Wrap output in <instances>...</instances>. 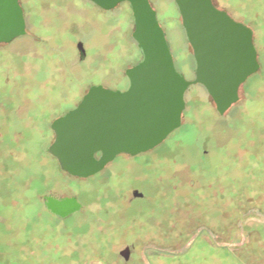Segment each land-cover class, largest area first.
Returning <instances> with one entry per match:
<instances>
[{
  "label": "rangeland",
  "instance_id": "374dc122",
  "mask_svg": "<svg viewBox=\"0 0 264 264\" xmlns=\"http://www.w3.org/2000/svg\"><path fill=\"white\" fill-rule=\"evenodd\" d=\"M20 1L27 34L9 45L13 58L0 64L3 94L32 98L40 78V90L52 87L55 102L70 97L55 104L57 115L93 85L126 89L125 70L141 58L131 37L128 3L104 11L86 0ZM149 1L176 70L192 79L194 58L174 0ZM212 1L251 26L259 70L240 86L238 101L223 115L202 86L188 88L181 125L139 156L177 161H130L121 173L115 170L122 161H114L85 181L70 179L71 191L88 205L86 238L67 256L51 252L55 264H264V0ZM55 178L62 180L57 171ZM129 186L146 197L124 204L120 194ZM165 194V231H154L145 222L159 218ZM131 221L141 226L120 234ZM124 237L136 247L128 263L113 256Z\"/></svg>",
  "mask_w": 264,
  "mask_h": 264
},
{
  "label": "water",
  "instance_id": "95a60500",
  "mask_svg": "<svg viewBox=\"0 0 264 264\" xmlns=\"http://www.w3.org/2000/svg\"><path fill=\"white\" fill-rule=\"evenodd\" d=\"M88 1L103 10L129 4L131 37L141 58L125 70V90L93 85L73 109L52 122L55 138L49 152L73 177L87 178L120 154L135 156L162 143L181 125L190 86H202L217 113L225 114L238 101L240 86L259 70L251 28L215 7L212 0H174L194 58L192 79L176 70L149 0ZM24 33L18 0H0V43ZM48 205L62 210L60 214L80 206L75 198L49 200Z\"/></svg>",
  "mask_w": 264,
  "mask_h": 264
},
{
  "label": "flooded vegetation",
  "instance_id": "af4514ba",
  "mask_svg": "<svg viewBox=\"0 0 264 264\" xmlns=\"http://www.w3.org/2000/svg\"><path fill=\"white\" fill-rule=\"evenodd\" d=\"M18 3L25 21L24 8L20 0ZM214 6L221 9L215 4ZM224 11L234 20L251 28L243 20L236 18L227 10ZM26 34L25 21V33L23 35L14 37L8 42L0 43V64L7 62V58L14 53L13 50H10L9 45ZM76 48L79 59L83 60L85 50L82 41L76 43ZM16 55L15 60L18 63L22 62L21 56ZM35 73L38 74V72ZM39 79H36V87L33 88L35 96L25 100H19L18 96L15 95L3 94L5 87L0 83V264H55V261L51 260L53 259L51 252L56 250L58 251L57 254L67 256L66 254L72 249H81L86 238V233H83L82 227L85 224L84 218H86L88 205L86 202L80 201L76 190L71 191L68 181L73 179L82 182L88 177L77 178L63 171L56 158L49 152V147L55 138V133L51 127L52 122L73 109L88 88L79 95L80 98L72 107L58 111L55 115V104L65 103L70 97H64L55 102L54 89L47 87L45 90H40L37 83L41 81ZM33 136L35 140H32ZM142 154L135 156L120 154L121 156L118 155L113 158L111 162L122 161V167L117 168L115 173H121L129 168L132 165L130 161H177L174 158L139 157ZM103 169L98 173H101ZM56 171L61 176V182L55 178ZM163 176V174L159 175L158 180L162 181ZM120 197L124 198V204L127 205L134 200L144 199L146 195L136 187L129 186L125 192L120 194ZM161 197L165 203L161 204L159 218L148 217L145 222L154 231L158 229L165 231L167 197L166 194L165 196L161 195ZM70 198H75L80 205L77 210L71 213L60 214L62 210L56 206L48 205L49 200L60 202ZM44 219L46 221H43ZM131 222L127 224L126 229L120 231V234L125 236L126 230L134 227L135 224L141 226L139 222ZM76 229L79 232H76ZM124 240L123 247L114 251L113 256L118 262L120 260L128 263L134 254L132 251L136 247L132 239L127 240L124 237ZM84 260L85 256L81 257V261ZM63 264L68 263L64 260Z\"/></svg>",
  "mask_w": 264,
  "mask_h": 264
}]
</instances>
